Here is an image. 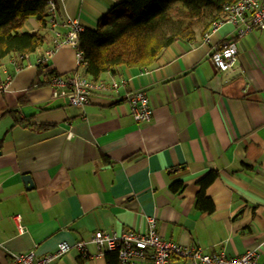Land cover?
<instances>
[{
    "label": "crops",
    "instance_id": "0c3cea01",
    "mask_svg": "<svg viewBox=\"0 0 264 264\" xmlns=\"http://www.w3.org/2000/svg\"><path fill=\"white\" fill-rule=\"evenodd\" d=\"M118 2L64 0L58 24L48 25L45 42L19 68L1 61L0 83L8 81L0 91V264L64 241L85 243L89 256L71 249L50 264H110L107 257L116 264L90 242L94 232H143L149 218L167 240L228 256L253 251L264 262V29L238 37L224 22L206 38L197 31L146 67L103 73L97 81L118 87L94 89L84 106L54 96L50 84L31 87L48 51L58 74L82 72L74 47H55L56 32L70 21L94 30ZM23 28L39 24L29 17ZM224 39L238 53L228 71L210 58ZM136 91L153 110L147 122L131 115L127 94ZM210 171L217 177L205 192L214 208L204 211L196 205L198 180ZM178 181L182 188L172 191Z\"/></svg>",
    "mask_w": 264,
    "mask_h": 264
},
{
    "label": "trees",
    "instance_id": "16d2710c",
    "mask_svg": "<svg viewBox=\"0 0 264 264\" xmlns=\"http://www.w3.org/2000/svg\"><path fill=\"white\" fill-rule=\"evenodd\" d=\"M236 0H119L98 19L96 28L78 33L77 51L81 53L82 73L97 81L105 72L117 73L120 65L146 67L161 52L178 40L193 41L197 27L206 33L223 10L224 4ZM59 4L57 6L58 11ZM58 13V12H56ZM29 17L39 24L36 31L23 26ZM47 0H0V62L16 57L20 67L25 55L35 52L46 40L49 25ZM1 73V68H0ZM58 75L44 56H39L31 87L49 85ZM23 122V120H20ZM210 171L198 180L196 205L212 211L214 205L206 195V188L216 179ZM172 191L182 188L181 182L170 186ZM117 259L115 253H110ZM110 264L113 260L107 257Z\"/></svg>",
    "mask_w": 264,
    "mask_h": 264
},
{
    "label": "built area",
    "instance_id": "2783aa9c",
    "mask_svg": "<svg viewBox=\"0 0 264 264\" xmlns=\"http://www.w3.org/2000/svg\"><path fill=\"white\" fill-rule=\"evenodd\" d=\"M64 0H47L49 23L56 26L57 6ZM224 22L232 23L236 28V36H243L254 29H264V0H236L224 4L220 17L212 23L209 30L215 31ZM83 28L74 21H70L69 28L63 34L56 32L55 47L68 44L75 48L78 65L80 66L81 53L77 51L78 33ZM209 32L205 33V38ZM54 47V48H55ZM52 51L46 52L44 59ZM9 61L16 68L17 58L9 57ZM210 58L217 69L228 71L234 68L238 60L237 46L234 40L224 39L218 45L212 47ZM1 71H5L4 64L0 62ZM8 79V78H7ZM0 83V91L4 90L6 82ZM118 82L105 83L91 81L82 72L74 71L52 78L50 86L53 87L54 96L65 97L69 104L84 106L89 101V96L94 89L117 88ZM130 112L133 119L138 122H147L153 115L149 106L147 95L144 91L130 92L127 94ZM18 232H24V226L15 216ZM98 249L104 248L105 252L115 253L116 264H264L258 258L257 253L246 251L240 255L228 256L223 252H205L197 246H184L163 238L156 229L154 218L148 219L147 230L141 232L129 229L120 233H110L96 230L90 239ZM75 249L84 257L89 256L85 243L75 242L70 244L60 242L57 249L44 255L37 256L34 251L16 254L14 264H50L51 261Z\"/></svg>",
    "mask_w": 264,
    "mask_h": 264
},
{
    "label": "water",
    "instance_id": "95a60500",
    "mask_svg": "<svg viewBox=\"0 0 264 264\" xmlns=\"http://www.w3.org/2000/svg\"><path fill=\"white\" fill-rule=\"evenodd\" d=\"M24 181H25L27 184L31 185V181H30V178H29L28 175H26V176L24 177Z\"/></svg>",
    "mask_w": 264,
    "mask_h": 264
},
{
    "label": "rangeland",
    "instance_id": "374dc122",
    "mask_svg": "<svg viewBox=\"0 0 264 264\" xmlns=\"http://www.w3.org/2000/svg\"><path fill=\"white\" fill-rule=\"evenodd\" d=\"M199 26H201V24H200V25H198L197 27H199ZM197 27H195V29H196V32L200 30V28H197Z\"/></svg>",
    "mask_w": 264,
    "mask_h": 264
},
{
    "label": "bare ground",
    "instance_id": "6f19581e",
    "mask_svg": "<svg viewBox=\"0 0 264 264\" xmlns=\"http://www.w3.org/2000/svg\"><path fill=\"white\" fill-rule=\"evenodd\" d=\"M81 67V66H80ZM66 74V73H65Z\"/></svg>",
    "mask_w": 264,
    "mask_h": 264
}]
</instances>
